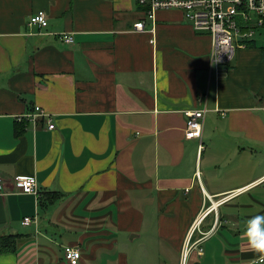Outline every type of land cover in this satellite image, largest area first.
<instances>
[{
  "label": "crops",
  "instance_id": "0c3cea01",
  "mask_svg": "<svg viewBox=\"0 0 264 264\" xmlns=\"http://www.w3.org/2000/svg\"><path fill=\"white\" fill-rule=\"evenodd\" d=\"M39 11L47 27L30 28ZM144 18L133 0H0V236L20 237L0 264H69L65 247L77 264H179L195 227L188 264L264 255L245 235L264 215V46L215 68L180 12L135 32ZM35 106L53 130L23 119ZM201 109L199 152L185 127Z\"/></svg>",
  "mask_w": 264,
  "mask_h": 264
},
{
  "label": "built area",
  "instance_id": "2783aa9c",
  "mask_svg": "<svg viewBox=\"0 0 264 264\" xmlns=\"http://www.w3.org/2000/svg\"><path fill=\"white\" fill-rule=\"evenodd\" d=\"M141 8L144 14L142 21L133 25L135 32H145V22L153 23L155 14L159 11H178L184 20L190 24L197 34H206L211 38L210 65L219 68L228 66L234 59L237 49L246 46V43L255 37L256 31L263 26L264 22V0H133ZM48 25L46 15L39 11L29 18L30 28L43 29ZM152 31V30H151ZM61 41L66 44L73 43L71 34H63ZM206 109L187 112L185 127V138L198 140V151L203 150L201 143L202 126ZM46 118L48 129L55 128L51 117L40 107L35 106L33 112L23 119L36 121ZM20 120V119H19ZM13 184L21 194L38 196L37 181L35 177L15 176ZM4 192V184L0 175V194ZM33 220L24 219L25 224ZM199 226V224H197ZM196 227L191 231L184 241L179 264H188L192 252L198 258L202 257L203 249L201 242L191 243V236ZM64 256L69 264H77L80 259V251L74 247H65ZM257 264H264L258 258Z\"/></svg>",
  "mask_w": 264,
  "mask_h": 264
},
{
  "label": "clouds",
  "instance_id": "9594fccd",
  "mask_svg": "<svg viewBox=\"0 0 264 264\" xmlns=\"http://www.w3.org/2000/svg\"><path fill=\"white\" fill-rule=\"evenodd\" d=\"M245 235L252 249L264 253V215L253 216L247 221ZM259 259L264 262V255Z\"/></svg>",
  "mask_w": 264,
  "mask_h": 264
},
{
  "label": "trees",
  "instance_id": "16d2710c",
  "mask_svg": "<svg viewBox=\"0 0 264 264\" xmlns=\"http://www.w3.org/2000/svg\"><path fill=\"white\" fill-rule=\"evenodd\" d=\"M264 27V22L263 26ZM253 40L246 43V46H251ZM18 235H3L0 236V255L2 254H15L17 252Z\"/></svg>",
  "mask_w": 264,
  "mask_h": 264
},
{
  "label": "rangeland",
  "instance_id": "374dc122",
  "mask_svg": "<svg viewBox=\"0 0 264 264\" xmlns=\"http://www.w3.org/2000/svg\"><path fill=\"white\" fill-rule=\"evenodd\" d=\"M255 39L257 40V44L258 45L264 46V27H260L256 31ZM142 240H143L144 243H147L145 238H143ZM136 245H137V242H136Z\"/></svg>",
  "mask_w": 264,
  "mask_h": 264
}]
</instances>
